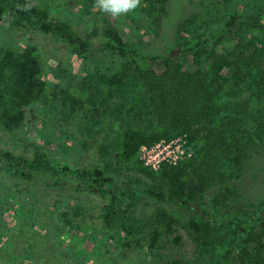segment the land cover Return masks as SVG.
Returning <instances> with one entry per match:
<instances>
[{
	"label": "trees",
	"instance_id": "trees-1",
	"mask_svg": "<svg viewBox=\"0 0 264 264\" xmlns=\"http://www.w3.org/2000/svg\"><path fill=\"white\" fill-rule=\"evenodd\" d=\"M80 1L86 6V15L94 14L101 20L103 33L97 27L82 33L70 20L54 18L48 6L35 0H0V18L9 15L14 28L36 26L82 51L100 48L128 60L119 73L101 76L102 82L112 88L124 85L129 78L138 81L143 94L141 114L150 116L153 126L116 121L89 133L79 121L87 101L76 94L69 80L71 71L59 62L53 70L54 77L68 81L54 85L52 96L59 105L50 113L62 121V127L76 126L80 136L93 138L98 161L72 166L51 151H38L29 157L0 149V171L28 181L42 176L50 188L96 195L104 202L100 213L104 226L111 231V237L118 236L120 241L123 237L125 245H131V238L142 229L148 247L157 255L185 244L175 225L174 213L178 214V210L157 207L155 220L142 224L144 220L122 206L124 197L133 200L128 193L139 190L155 202L192 212L187 223L209 244L229 242L223 257L226 264H264V199L250 202L251 209L232 206L226 192L239 194V190L226 187L215 195L211 217L190 206L198 198L197 193L216 179L223 181L225 175L239 171L249 150L264 142L263 9L218 15L212 3L202 16L193 14L174 29L177 51L156 54L143 52L124 40L113 17L94 7L95 0ZM23 6L30 7L23 10ZM169 6L170 0H141L139 11L143 20L165 19ZM85 85L82 82L79 87ZM46 87L36 46L0 48V126L5 131L20 128L29 116L35 117L34 108ZM252 100L255 109L249 106ZM177 137H185L192 146L190 158L174 165L163 164L158 170L139 159L142 146ZM130 170L144 174L156 184L141 188L125 184L124 192L121 191L114 174ZM83 213V206L69 204L59 216L69 226ZM163 264H185V259L175 257Z\"/></svg>",
	"mask_w": 264,
	"mask_h": 264
},
{
	"label": "rangeland",
	"instance_id": "rangeland-1",
	"mask_svg": "<svg viewBox=\"0 0 264 264\" xmlns=\"http://www.w3.org/2000/svg\"><path fill=\"white\" fill-rule=\"evenodd\" d=\"M35 1L48 6L54 18L70 20L82 33L92 31L95 27L104 32L101 20H97L94 14L86 15V6L80 0ZM217 1L170 0L168 18L143 20L138 7L127 15L113 17V20L124 40L143 52L165 54L177 51L173 42L177 25L193 14L202 16L209 5L214 4V11L218 15L234 11L250 13L260 8L264 11V0H228L220 4ZM10 20L9 15L0 18V48H22L30 44L36 46L43 63L47 87L34 108L35 117L29 116L22 127L11 132L0 126V149L29 157L38 151H51L72 166L93 165L98 161L93 138L80 136L76 126L62 127V121L50 113L51 108L59 105L52 96L54 85H65L68 81L54 77L53 70L59 62H64L71 71L69 80L74 84L76 94L87 101L79 121L89 133L116 121L153 126L152 118L141 114L143 94L138 81L129 78L124 85L112 88L102 82L101 76L119 73L128 60L100 48L82 51L40 31L36 26L14 28ZM257 34L261 35V32ZM82 82L86 85L80 88ZM249 106L255 109V101L252 100ZM139 114L142 119H139ZM65 129L69 131L66 133ZM262 142L257 149L249 150L239 171L225 175L223 181L216 179L202 193H197L198 198L190 206L211 217L210 206H213L215 195L221 193L220 189L226 190V187L239 190V194L222 191L228 193L232 206H248L247 209H251L250 202L264 199ZM114 176L121 191L125 184L141 188L155 183L136 170L115 173ZM128 195H132L133 200L124 197L122 206L128 207L136 218L144 220L142 224L150 220L153 222L154 212L160 206L178 210V214L181 212V217L174 213V220L179 234L183 236L184 246L169 248L157 255L148 247L143 229L131 238V245H125L123 237L121 241L118 236L111 237V231L104 226L100 217L104 202L96 195L72 189L50 188L42 176H35L28 181L13 173L0 171V264H163L165 260L175 257L184 258L185 264H226L223 257L229 242L209 244L204 235L195 232L187 223L192 212L179 206L180 210L169 203L155 202L139 190ZM131 203L133 205L130 207ZM69 204L83 206L84 213L74 225L68 226L63 223L59 213L66 210ZM136 240H139V244Z\"/></svg>",
	"mask_w": 264,
	"mask_h": 264
},
{
	"label": "built area",
	"instance_id": "built-area-1",
	"mask_svg": "<svg viewBox=\"0 0 264 264\" xmlns=\"http://www.w3.org/2000/svg\"><path fill=\"white\" fill-rule=\"evenodd\" d=\"M193 153L192 146L185 137L171 140H161L153 146H142L139 151L143 163L158 170L163 164H177L182 159L190 158Z\"/></svg>",
	"mask_w": 264,
	"mask_h": 264
},
{
	"label": "clouds",
	"instance_id": "clouds-1",
	"mask_svg": "<svg viewBox=\"0 0 264 264\" xmlns=\"http://www.w3.org/2000/svg\"><path fill=\"white\" fill-rule=\"evenodd\" d=\"M141 5V0H95L94 7L112 17L127 15ZM30 6H23L28 10Z\"/></svg>",
	"mask_w": 264,
	"mask_h": 264
}]
</instances>
